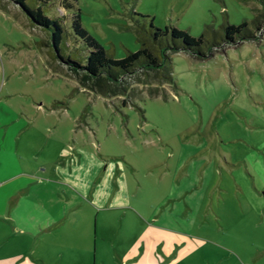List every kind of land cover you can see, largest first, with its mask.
I'll return each instance as SVG.
<instances>
[{
	"label": "rangeland",
	"instance_id": "rangeland-1",
	"mask_svg": "<svg viewBox=\"0 0 264 264\" xmlns=\"http://www.w3.org/2000/svg\"><path fill=\"white\" fill-rule=\"evenodd\" d=\"M77 7L82 26L115 58L139 48L131 19L139 14L153 17L154 26L173 25L191 36L207 25L219 31L245 20L250 35L214 47L211 55L205 51V58L169 52L167 65L122 75L110 84L108 96H102L94 90L98 85L92 87V81L52 61L48 48L38 44L47 41V34L28 25L16 4L0 0V102L21 112L26 123L22 139L47 144L42 156L72 139H87L88 129L94 131L92 138L102 152L124 163L133 185L141 182L132 188L131 207L146 215L164 193L149 186L150 178L158 175H148L149 158H159L153 166L157 173L161 163H171L180 141L206 138L225 154L264 157V0H77ZM51 12L64 17L67 25L63 9ZM67 44L83 58L82 43L69 38ZM57 51L65 54L61 46ZM55 101L64 104L52 108ZM62 109L66 115L59 114ZM232 187H226L225 203H210L208 216L197 219L193 232L203 239H187L180 251L174 247V254L158 257V264H264V207L259 210L257 200L247 196L243 201ZM107 213L120 230V243L115 235L103 237L98 228L85 241L89 253L77 251L79 263L70 264H122L119 251H141V244L129 245L137 230L136 214L129 208ZM130 220L135 223L130 225ZM18 236L0 239V264H39L38 245L27 247ZM147 251L163 254L157 241L147 243Z\"/></svg>",
	"mask_w": 264,
	"mask_h": 264
},
{
	"label": "crops",
	"instance_id": "crops-1",
	"mask_svg": "<svg viewBox=\"0 0 264 264\" xmlns=\"http://www.w3.org/2000/svg\"><path fill=\"white\" fill-rule=\"evenodd\" d=\"M20 114L0 102V239L19 235L17 241L27 247L38 245L39 264L79 263L82 256L77 251L89 253L85 241L94 232L101 231L103 237L115 235L120 243V230L109 221L108 211L129 208L138 217L129 245L139 243L141 251L117 250L122 264H158V257L174 254V247L180 251L187 239H203L194 234V225L198 218L208 216L210 203L221 199L225 203L229 183L243 201L242 196H247L249 201L257 200L259 210L264 207V157L251 152L225 154L202 138L180 141L171 163H161L157 173L153 166L159 158H149L148 175L158 174L150 178L149 186L164 193L147 215L137 214L130 195L141 182L133 185L124 163L102 152L92 138L94 131L88 129L87 139H72L58 145L52 155L42 156L47 144L20 137L26 126ZM59 114L67 112L62 109ZM73 120L76 125L77 117ZM260 143L263 148L264 141ZM216 213L213 216L219 218ZM156 241L163 248L162 255L146 252L147 243Z\"/></svg>",
	"mask_w": 264,
	"mask_h": 264
},
{
	"label": "trees",
	"instance_id": "trees-1",
	"mask_svg": "<svg viewBox=\"0 0 264 264\" xmlns=\"http://www.w3.org/2000/svg\"><path fill=\"white\" fill-rule=\"evenodd\" d=\"M9 1L18 6L28 25L39 27L47 34V41L39 40L38 44L48 48L51 60L65 64L81 79L92 81V87L98 85V89L94 87V90L102 96H108L111 92L110 84L115 85L122 75L134 73L141 68L154 69L168 64L169 52L183 51L198 58H205L207 53L211 55L210 51L214 47L233 43L236 37L242 39L250 35L245 20L238 24L227 23L219 31L210 30V26L207 25L205 29L210 30L209 34L204 29L198 36H191L187 31L173 25H165L162 28L154 26L153 17L136 14L138 17L131 16V19L140 46L135 51L126 50L124 56L115 58L111 49L104 48L82 26L77 0ZM57 7L67 13V16L65 15L67 25L63 22L64 17L51 12L52 8ZM69 38L83 44L85 49L83 58L73 53L67 44ZM58 46L65 50V54L54 53V47L58 49ZM161 96L166 97L165 94ZM58 103L64 104L55 101L51 107H56Z\"/></svg>",
	"mask_w": 264,
	"mask_h": 264
},
{
	"label": "water",
	"instance_id": "water-1",
	"mask_svg": "<svg viewBox=\"0 0 264 264\" xmlns=\"http://www.w3.org/2000/svg\"><path fill=\"white\" fill-rule=\"evenodd\" d=\"M54 51H55L56 55H58V51L55 47H54Z\"/></svg>",
	"mask_w": 264,
	"mask_h": 264
}]
</instances>
